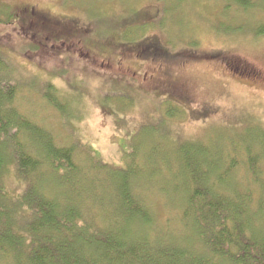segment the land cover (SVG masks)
I'll use <instances>...</instances> for the list:
<instances>
[{"label": "rangeland", "instance_id": "1", "mask_svg": "<svg viewBox=\"0 0 264 264\" xmlns=\"http://www.w3.org/2000/svg\"><path fill=\"white\" fill-rule=\"evenodd\" d=\"M1 3L10 11L9 16H0V47L19 89L17 110L51 133L58 146L73 147L80 165L90 148L102 156L107 168L135 169L134 184L139 187L140 182L145 193L134 185V194L155 215L154 231L175 235L183 227L178 210L151 188L166 187L171 200L170 192L177 184L168 168H178L177 147L188 142L202 144L207 151L201 154L213 161L219 159L222 146L232 138L239 140L243 149L248 147L264 157L258 137H248L255 129L252 127L264 130V33H260L264 2H254L255 7L248 11L227 0ZM33 11L62 23L77 21L83 28L93 26L94 32L89 29L92 34L80 40L101 52L112 30L129 22L139 25V42L154 38L165 49L188 55V67H177V74L180 72L178 77L188 80L189 87L197 92L192 99L196 102L184 107L166 102L142 87L146 85L143 77L138 88L132 76L110 74L107 66L102 67L103 59L95 66L81 58L72 63L49 49L40 50L34 43L31 46L27 34ZM54 99L59 108L53 105ZM236 156L240 168L236 179L245 181L248 175L242 169L243 159ZM112 178L107 180L109 187L94 184L98 195L106 198L113 187ZM6 180L12 190L29 185L28 179L22 181L15 171ZM0 264L18 261L0 255Z\"/></svg>", "mask_w": 264, "mask_h": 264}, {"label": "trees", "instance_id": "2", "mask_svg": "<svg viewBox=\"0 0 264 264\" xmlns=\"http://www.w3.org/2000/svg\"><path fill=\"white\" fill-rule=\"evenodd\" d=\"M227 1L245 11L264 2ZM9 13L1 3L0 16ZM18 90L0 47L1 256L18 264H264L262 153L232 138L213 161L201 154L207 151L202 144L177 147L178 168H168L177 184L171 200L166 187L151 188L178 210L183 227L161 234L153 229L155 215L134 194V185L145 193L140 182L134 184L136 170L107 168L90 148L80 165L73 147L58 146L17 110ZM252 128L248 137H258L262 148L264 130ZM236 155L243 159L245 181L236 179ZM14 171L29 185L12 190L6 177ZM111 178L106 198L98 195L94 184L109 187Z\"/></svg>", "mask_w": 264, "mask_h": 264}, {"label": "flooded vegetation", "instance_id": "3", "mask_svg": "<svg viewBox=\"0 0 264 264\" xmlns=\"http://www.w3.org/2000/svg\"><path fill=\"white\" fill-rule=\"evenodd\" d=\"M31 16L33 19L29 23L31 30L27 38L40 50L49 49L61 59L72 63L81 58L89 66L99 65L100 59H103L102 67L107 66L110 74L132 76L138 88L139 78L143 77L146 85L141 86L147 87L146 90H153L166 102L181 103L182 106L196 102L192 99L197 96V92L189 87L188 80L178 77L180 72L177 74L178 69L188 67L185 61L188 55H177L165 49L163 44L154 38L139 42V25L129 22L117 30H112L105 42L106 48L101 52L98 48L84 45L80 40L85 34H92L89 29L93 31V26L83 28L77 21L62 23L56 19L39 16L35 11ZM131 27L132 29H129ZM15 29L19 31V27ZM113 33L119 36L113 37Z\"/></svg>", "mask_w": 264, "mask_h": 264}]
</instances>
